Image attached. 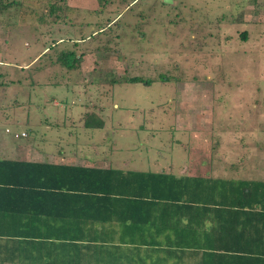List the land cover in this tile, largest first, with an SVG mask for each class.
<instances>
[{"label": "rangeland", "instance_id": "1", "mask_svg": "<svg viewBox=\"0 0 264 264\" xmlns=\"http://www.w3.org/2000/svg\"><path fill=\"white\" fill-rule=\"evenodd\" d=\"M64 4L61 25L56 0H0L9 6L0 11V151L264 180V0ZM99 27L106 31L92 37ZM61 38L33 80L4 67L27 64ZM62 50H75L72 70L58 61ZM133 77L152 83L126 82ZM92 113L101 129L83 127Z\"/></svg>", "mask_w": 264, "mask_h": 264}, {"label": "trees", "instance_id": "2", "mask_svg": "<svg viewBox=\"0 0 264 264\" xmlns=\"http://www.w3.org/2000/svg\"><path fill=\"white\" fill-rule=\"evenodd\" d=\"M64 1L56 0V3H59L56 9L60 11L58 20H61V12H65ZM7 8L9 6L1 5L0 11ZM245 33L241 35L242 40H246ZM67 57L70 59L67 60ZM75 59L73 51L62 50L58 56V61L68 70L76 67L70 63V60ZM126 82L141 83L145 86L152 83L139 77L130 78ZM83 118L84 128L97 130L103 127V123L94 113ZM209 171L207 168L205 173L176 176L162 172L71 167L28 160L22 162L0 160V191L6 194L4 195L6 201L8 194L18 203L12 210L11 203L8 202V206L0 203V224L10 226H4L0 230V238L14 244L17 240L12 239H29L32 244L34 240L44 243L55 241L59 243L57 247H65V243H74L77 234L74 232L75 223L70 220L77 219L79 214L70 208L66 198L70 194L92 193L98 197L96 209L98 212L102 211L104 221L109 217L108 209L112 205L117 206L119 202H123L130 211L131 209L134 211L133 222H136L141 211L148 213L154 209L162 211L160 220L163 224H169L173 215L178 216L176 217L178 224L181 223L179 216H185L187 220L185 225L190 227L202 225L204 221L209 220L215 226L210 229L212 233L210 231L207 239H212L211 235L216 232L215 230H220L217 235L227 237L224 251L228 257L235 258L236 264L238 252L244 262L242 264H264V180L213 176L207 173ZM63 180L67 181V185H63ZM14 192L21 195L16 196ZM44 194L54 196L51 198L56 203V208L54 207L56 212H43L42 206L37 205L36 202L48 203V200L43 198ZM57 196H64L63 202H58ZM21 204L23 208L19 207ZM193 211L196 213L203 211L205 216L191 214V218H188L186 214ZM23 222L30 224L31 227L36 226L33 225L35 223L57 225L62 222L65 227L58 232L48 230L42 232L39 228L38 232H30L25 224L20 225ZM238 226L243 230L241 233H238ZM187 235L185 232L182 233L183 237ZM238 239L243 243L239 250ZM55 243L52 242V245ZM69 263L73 264V258Z\"/></svg>", "mask_w": 264, "mask_h": 264}, {"label": "crops", "instance_id": "3", "mask_svg": "<svg viewBox=\"0 0 264 264\" xmlns=\"http://www.w3.org/2000/svg\"><path fill=\"white\" fill-rule=\"evenodd\" d=\"M31 21L32 20H30V22ZM58 22H60L61 25L62 23L66 24L64 20H58ZM112 22L113 20L109 21L107 27ZM33 24L34 23H31V25ZM46 28L47 31L50 30V27L47 26ZM105 29V27H99L97 31L94 30L92 37H96L100 33L105 32ZM37 32L41 34L43 33V29L42 32L37 29ZM44 39L45 38H41L42 41ZM62 39L63 38L53 41L49 47L43 45L42 51L40 52H31V60L23 66L9 64L4 67L10 69H15V67H17L21 72H30L34 74L33 77L30 78V80H33L34 77H36L35 74H40L43 70V67H37L39 61L45 57L46 54L57 51V47H59L61 43H64ZM30 40L35 41L36 39L32 37ZM86 40H89V36L80 40V43H84ZM75 44L78 43L75 42ZM27 46L30 48V45ZM52 46L53 48H50ZM54 48L56 50L52 51ZM75 48H78V45H76ZM32 50L34 51L35 49ZM73 52H75V50ZM47 73L51 78L50 72ZM16 148L19 149L20 146H4L0 152L4 151L6 153L7 149H10V152H14V157L8 158L0 155V160L20 162L28 160L30 162L71 167L114 168L111 162L107 161L108 158L103 161L109 163L103 166L88 162L82 163V160L77 157L66 158L65 156L64 158L70 159L71 162H65V160L58 161L55 160L54 157L52 160L42 161L35 156V150L31 153L35 158H30L33 155H31L29 151L25 154H21V151ZM186 169L195 168L192 164H186L185 170ZM153 172L172 173L176 176H187L190 174L188 172L185 174H180L175 171L166 172L163 169ZM62 183L63 185H67V181L65 180H63ZM0 193V203L3 206H8L9 202L11 203L10 210L14 209L13 206L18 204L17 200L13 197H9L7 194L6 201L4 199V195L6 194L3 191H0ZM14 193L16 196H19V194L21 195L19 192ZM51 197L54 196L44 194L43 198H46L45 200H48V203H38L36 200L34 202L42 206L43 212H56V203ZM63 197L64 196H57V201L63 202ZM43 198H41V201H43ZM97 198V195L92 193L70 194L66 198V202L70 208L74 209L79 214L77 219L70 220L75 223L74 232L77 234L76 242L71 244L65 243V247H57L59 243H55V241H47V243H44L40 240H34L32 244L29 239H12L14 241L17 240L14 244L11 241L8 242L6 239L0 238V264H71L69 262L72 258L73 264H236L235 258L228 257L224 251L226 250L225 243L227 237H222L220 234L217 235L220 230H215L216 232L211 235L212 239H207L206 236L209 235L210 229L215 226L209 220L204 221L202 225H191L190 227L185 225V223H187L185 216H179L181 223L178 224L176 221V217L178 216L173 215V217L170 218L169 224H163L160 220L162 211L160 209H154L148 213L144 210L141 211L136 222H133L134 211L132 209L130 211V209H128L129 207L127 208L123 202H119L117 206L112 205L111 208L108 209V211L110 210L108 212L110 215L108 214V219L104 221V214H102L101 210V212H98L96 209V204L98 202ZM19 207L23 208V204ZM17 211L15 213H17ZM191 214L202 217L205 216L203 211L199 213L194 211L188 212L186 215L188 218H191ZM208 214L209 212H207V216ZM23 215H25V210L23 211ZM24 224L25 222L20 225ZM45 224L39 225V223H35L33 225L36 226L33 227L27 223L25 225L30 232H38L39 229L42 232L45 230L58 232L61 231V228L64 229L65 227L62 222H59L57 225ZM4 226L10 227L9 224H0V230ZM24 230L26 231L25 228ZM242 231L243 230L238 226V233ZM183 232L188 234L187 237L182 236ZM17 242L20 244H17ZM52 242L55 244L52 245ZM241 246H243V243L238 239V250ZM239 255L240 253L238 252V264H242L243 261L240 259Z\"/></svg>", "mask_w": 264, "mask_h": 264}, {"label": "built area", "instance_id": "4", "mask_svg": "<svg viewBox=\"0 0 264 264\" xmlns=\"http://www.w3.org/2000/svg\"><path fill=\"white\" fill-rule=\"evenodd\" d=\"M19 136H24V134H23V133H21L20 135H18V134H14V137H15V138H18Z\"/></svg>", "mask_w": 264, "mask_h": 264}]
</instances>
